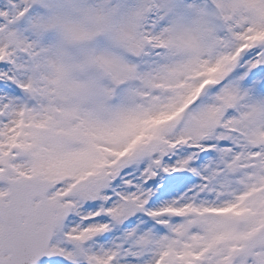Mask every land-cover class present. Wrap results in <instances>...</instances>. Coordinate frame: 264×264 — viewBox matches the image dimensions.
<instances>
[{"label":"snow or ice","instance_id":"6c2138e0","mask_svg":"<svg viewBox=\"0 0 264 264\" xmlns=\"http://www.w3.org/2000/svg\"><path fill=\"white\" fill-rule=\"evenodd\" d=\"M0 264H264V0H0Z\"/></svg>","mask_w":264,"mask_h":264}]
</instances>
